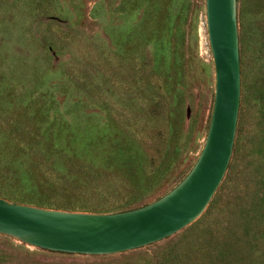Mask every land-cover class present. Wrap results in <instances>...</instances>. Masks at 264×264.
Listing matches in <instances>:
<instances>
[{"label": "rangeland", "instance_id": "374dc122", "mask_svg": "<svg viewBox=\"0 0 264 264\" xmlns=\"http://www.w3.org/2000/svg\"><path fill=\"white\" fill-rule=\"evenodd\" d=\"M236 17L231 165L201 214L112 254L0 233V264H264V200L233 212L231 198L253 130L264 176V0H236ZM213 93L205 0H0V197L100 213L151 202L197 159Z\"/></svg>", "mask_w": 264, "mask_h": 264}, {"label": "water", "instance_id": "95a60500", "mask_svg": "<svg viewBox=\"0 0 264 264\" xmlns=\"http://www.w3.org/2000/svg\"><path fill=\"white\" fill-rule=\"evenodd\" d=\"M214 93L202 149L169 191L136 208L87 212L45 208L0 197V233L51 251L112 254L164 239L196 219L222 181L236 133L240 65L236 0H205Z\"/></svg>", "mask_w": 264, "mask_h": 264}, {"label": "trees", "instance_id": "16d2710c", "mask_svg": "<svg viewBox=\"0 0 264 264\" xmlns=\"http://www.w3.org/2000/svg\"><path fill=\"white\" fill-rule=\"evenodd\" d=\"M256 131L255 130L252 131L253 140L250 144V147L251 146L252 147L248 150L246 159L242 163V166H241L239 173L236 177V183L233 186L232 191H231V198L233 201V203H232L233 212L239 208L240 204H243L244 201H247V199L251 195L254 197L255 202L260 201V200H264V176H261V174L259 173V170L257 169V165H256L257 164V156H259V152L261 151L263 141L260 140L261 136L258 137V134L256 133ZM262 137L264 138V135H262ZM258 142L260 145L257 144ZM253 143H254V149H253ZM255 145H257L259 148H256ZM192 165H191V167H192ZM229 165H231L230 162L227 166V169L230 167ZM190 168H189V170H190ZM189 170H187V172ZM185 174L183 175V177L185 176ZM158 197H160V196H158ZM144 204H146V203H144ZM144 204L139 203L136 206H125V207L114 209V210L113 209L112 210H105V212H117V211L128 210V209L136 208V207L144 205ZM242 210L240 209L239 212H241ZM237 213L238 212H236V214ZM236 214H234V216Z\"/></svg>", "mask_w": 264, "mask_h": 264}]
</instances>
